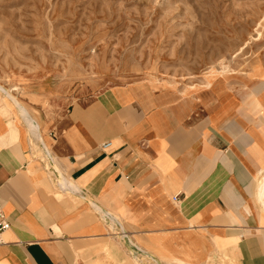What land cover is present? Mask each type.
Wrapping results in <instances>:
<instances>
[{
  "label": "crops",
  "instance_id": "crops-1",
  "mask_svg": "<svg viewBox=\"0 0 264 264\" xmlns=\"http://www.w3.org/2000/svg\"><path fill=\"white\" fill-rule=\"evenodd\" d=\"M259 76L244 92L226 81L191 94L107 88L58 128L40 125L41 158L32 143L37 152L42 145L0 109V208L10 224L0 264H152L184 255L200 264L223 251L236 264H264Z\"/></svg>",
  "mask_w": 264,
  "mask_h": 264
},
{
  "label": "rangeland",
  "instance_id": "rangeland-1",
  "mask_svg": "<svg viewBox=\"0 0 264 264\" xmlns=\"http://www.w3.org/2000/svg\"><path fill=\"white\" fill-rule=\"evenodd\" d=\"M263 16L264 0H0V85L28 109L41 143L29 136L46 151L40 125L58 128L107 88L191 94L219 76L214 89L226 81L244 92L264 71ZM0 95V109L24 125ZM185 257L152 264H191ZM200 264L236 262L223 251Z\"/></svg>",
  "mask_w": 264,
  "mask_h": 264
},
{
  "label": "bare ground",
  "instance_id": "bare-ground-1",
  "mask_svg": "<svg viewBox=\"0 0 264 264\" xmlns=\"http://www.w3.org/2000/svg\"><path fill=\"white\" fill-rule=\"evenodd\" d=\"M262 26H264V16H263V20H262ZM257 34H258V36L260 35L259 34V32H257ZM252 39H253V41H255V40H257V38L256 37H252ZM238 55V53L237 54H235V55H233L232 57H231V59H234L236 56ZM224 63H226V62H224ZM258 73V71H257V69L255 70V73H254V75H256ZM258 75V74H257ZM217 77H219V76H212L211 78H209L207 81H206V83H205V88H208V87H211L214 83H215V81H216V78ZM260 78H264V73H262V74H260V76H259ZM0 94H2L3 95V97H5V99H7V101L10 103V105L12 106V107H14L16 110H17V113H18V115H19V118L22 120V122L24 123V126L26 127V131H28L27 133H29V134H31L32 136H34V138L36 137V130H37V124H35L33 121H32V117H31V115H30V113H29V111H28V109L24 106V105H22V104H17V102L18 101H16L15 100V97L7 90V89H5L4 87H2L1 85H0ZM1 96V95H0ZM27 137V136H26ZM30 138V137H29ZM31 138H33V137H31ZM36 139V141L38 142V143H41V141H40V139L37 137V138H35ZM33 141V140H32ZM36 142V143H37ZM37 145V144H36ZM39 153L41 152H45V150H40V151H38ZM43 155V154H42ZM41 155V156H42ZM61 183V182H60ZM61 186V185H60ZM61 189V188H60ZM67 189V188H66ZM179 262H183L181 259H179L178 260Z\"/></svg>",
  "mask_w": 264,
  "mask_h": 264
},
{
  "label": "built area",
  "instance_id": "built-area-1",
  "mask_svg": "<svg viewBox=\"0 0 264 264\" xmlns=\"http://www.w3.org/2000/svg\"><path fill=\"white\" fill-rule=\"evenodd\" d=\"M10 228V224L7 221L4 213L0 208V244L2 243L3 234Z\"/></svg>",
  "mask_w": 264,
  "mask_h": 264
}]
</instances>
